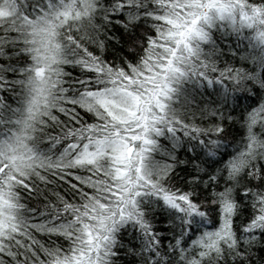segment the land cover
<instances>
[{
	"label": "snow or ice",
	"instance_id": "6c2138e0",
	"mask_svg": "<svg viewBox=\"0 0 264 264\" xmlns=\"http://www.w3.org/2000/svg\"><path fill=\"white\" fill-rule=\"evenodd\" d=\"M186 79L216 101L173 106ZM29 86L39 120L24 157L40 163L20 170L12 138L0 147V264L264 253V0H0V112Z\"/></svg>",
	"mask_w": 264,
	"mask_h": 264
},
{
	"label": "trees",
	"instance_id": "16d2710c",
	"mask_svg": "<svg viewBox=\"0 0 264 264\" xmlns=\"http://www.w3.org/2000/svg\"><path fill=\"white\" fill-rule=\"evenodd\" d=\"M42 27V26H41ZM117 27H119L117 25ZM118 34V33H117ZM219 33L213 32V38L217 39ZM52 43H58V41L53 40ZM217 43L221 48H224V42L219 41L217 39ZM231 44H235V39L230 41ZM52 52L55 53L53 50ZM226 54L221 57L222 60H230L232 54L227 53L225 48ZM49 56V52L47 53ZM50 57V56H49ZM105 58L108 60H116L121 58V52L118 49L109 48L106 50ZM61 59V57L56 56L53 58ZM234 63H239V57H236ZM180 91L175 94L176 97L179 99H173L172 104L177 108H184L187 107L189 113L193 110L196 106H203L205 104H209L211 102L216 101V96L214 94V90L212 86L209 85H201L195 79H186L183 83L179 85ZM29 98H30V86L26 88L24 95L19 98L20 103L13 104V108L16 110L14 114H9L5 112H0V147L4 149L8 148L10 144L9 137L12 138V143L15 148L18 150L15 152L16 157H20L21 160L17 164L19 165L20 170L30 169L33 165L40 163V161L31 160L29 158L24 157L25 151L28 149H33L35 147L36 141L35 136L36 133L34 129L37 127L36 121L39 120L38 115H29L28 108H29ZM187 101V104H185ZM243 103H249L250 101H242ZM258 102V101H257ZM34 113L36 110H33ZM239 139V135L237 136ZM161 143L167 144L168 140L166 137H161ZM20 151V152H19ZM229 153L232 151L231 145L227 149ZM24 152V153H23ZM6 154V153H4ZM180 156L183 158L185 156H193L194 152H184L181 151ZM159 155H163V152ZM227 159V157H225ZM154 227L157 231L161 232L165 237L169 234V225L166 223L165 219L157 213L154 217ZM128 234H125V239H127ZM133 243H136L133 241ZM264 255V253L260 252L257 249L254 253V261L253 264H259L260 257ZM119 264H128V261L133 260L134 258L127 254V252L123 249L119 252Z\"/></svg>",
	"mask_w": 264,
	"mask_h": 264
},
{
	"label": "rangeland",
	"instance_id": "374dc122",
	"mask_svg": "<svg viewBox=\"0 0 264 264\" xmlns=\"http://www.w3.org/2000/svg\"><path fill=\"white\" fill-rule=\"evenodd\" d=\"M36 39L39 40V39H40V36L38 35V36L36 37ZM47 45H48V40H47V38H45V43L42 44V45H40V47H42V48H47ZM52 51H53L52 49H49V50H48V52H49V56L53 59V58L55 57V53L52 52ZM48 52H47V53H48ZM44 54H45L44 52H41V53H40V55H42V56H43ZM13 147H14V146H13ZM14 148H15V147H14ZM15 149H16V151L18 150L17 148H15ZM4 150H5L4 153H6L5 155H7V154H8V148H7V149H4ZM19 152H20V151H19ZM15 153H18V152H15ZM15 153H14V155H16ZM23 153H24V152H23ZM19 160H21L20 157H19V159H17V163L20 162Z\"/></svg>",
	"mask_w": 264,
	"mask_h": 264
}]
</instances>
